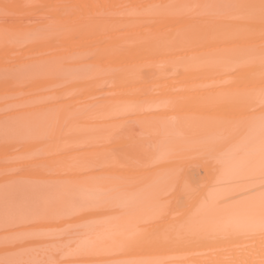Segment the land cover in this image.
Segmentation results:
<instances>
[{
  "label": "bare ground",
  "instance_id": "obj_1",
  "mask_svg": "<svg viewBox=\"0 0 264 264\" xmlns=\"http://www.w3.org/2000/svg\"><path fill=\"white\" fill-rule=\"evenodd\" d=\"M0 264H264V0H0Z\"/></svg>",
  "mask_w": 264,
  "mask_h": 264
}]
</instances>
